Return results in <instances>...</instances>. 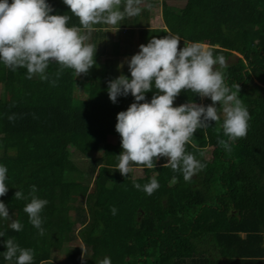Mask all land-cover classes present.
Segmentation results:
<instances>
[{"label": "trees", "instance_id": "trees-1", "mask_svg": "<svg viewBox=\"0 0 264 264\" xmlns=\"http://www.w3.org/2000/svg\"><path fill=\"white\" fill-rule=\"evenodd\" d=\"M47 2L52 14H67L69 26H79L63 0ZM162 16L165 28L138 29L134 52L153 36L172 34L180 37L181 48L184 41L201 42L225 61L237 54L216 67L229 87L240 84V99L250 113L246 138L232 144L228 154L213 138L218 128L219 137H227L212 122L193 136L197 147L212 148L209 158L206 151L201 157L186 146L206 165L190 181L164 168V158L152 169L132 165L142 167L140 176H123L117 170L123 149L115 126L118 113L135 100L131 94L117 103L110 100L108 81L116 78H93L82 95L74 70L65 69L57 79L55 62L47 69L48 81L38 75L27 79L25 68L13 71L0 62V80L14 87L11 98L7 91L0 97V164L8 168L9 189L0 201L10 215L0 218V264H16L3 255L8 238L34 250L33 264H58L54 251L69 243L66 264H98L104 257L112 264H218L222 256L230 264H264V0H187L181 7L164 0ZM139 20L134 16L124 24L133 30ZM154 91L146 93L149 102ZM203 100L182 91L174 106L212 103ZM114 135L117 141H110ZM72 148L86 156L96 153L87 169L73 161ZM153 177L160 187L152 195L133 187ZM32 185L48 200L41 213L43 235L23 211ZM18 190L28 199L15 200ZM16 220L22 231L10 228Z\"/></svg>", "mask_w": 264, "mask_h": 264}, {"label": "clouds", "instance_id": "clouds-1", "mask_svg": "<svg viewBox=\"0 0 264 264\" xmlns=\"http://www.w3.org/2000/svg\"><path fill=\"white\" fill-rule=\"evenodd\" d=\"M63 3L78 18L79 26H69L71 17L67 14H52L54 9L47 0H0V62L5 67L13 71L25 68L27 79L38 75L42 81L49 80L47 69L53 62L59 65L55 73L57 79L65 69L74 70L77 77L87 74L96 64L97 46L89 43L91 34L98 30L94 26H116L125 17L140 15L143 0H63ZM180 44L178 35L153 36L126 59L131 78L121 74L108 81V95L113 103H117L118 97L129 94L135 100L117 115L115 130L121 137L123 149L117 156V170L121 175L127 176L132 165L152 169L157 161L165 158L164 168L181 172L184 180L190 181L206 166L186 147L191 144L204 156L206 150L193 143L198 129H207L212 122L219 124L227 139L219 137L218 128L217 142L228 154L232 144L248 134L250 113L240 99V84L229 87L225 73L216 67L226 66L224 56H214L213 50L201 42L184 41L182 48ZM56 82V79L51 80L53 86ZM153 91L149 102L146 93ZM182 91L194 93L201 99L210 98L212 103L189 101L174 106ZM8 119L14 121L15 114ZM7 174L8 168L0 164V197L9 190ZM133 187L150 196L160 185L153 177L143 186L134 182ZM36 192V186L32 185L30 202L23 211L31 225L43 235L41 213L48 200L38 197ZM14 198L28 199L19 190ZM111 211L115 215L117 210L112 207ZM0 218H10L3 201H0ZM9 226L17 232L23 229L18 220ZM5 244V260L15 258L16 264H33V249L20 247L14 238H8ZM98 264H112V261L104 257Z\"/></svg>", "mask_w": 264, "mask_h": 264}, {"label": "crops", "instance_id": "crops-1", "mask_svg": "<svg viewBox=\"0 0 264 264\" xmlns=\"http://www.w3.org/2000/svg\"><path fill=\"white\" fill-rule=\"evenodd\" d=\"M154 1L155 5L151 4V2ZM158 0H143V3L140 5L142 8V12L139 16V26H136L133 28V30H130V28L126 27V24H124V21L130 20L134 17H125L124 20L120 22V24L116 26H106V25H95L94 27L97 28V31H94L91 34V39L89 43H92L97 46L96 55L98 56H106V52L108 51V48H112L110 56H114V48H119L120 55L115 56H122V57H128V59L131 58L134 54V48L135 43L139 41L140 32L138 29H149L148 31L154 29V28H165V23L162 16V6H161V15L154 14V9L158 7L159 3ZM162 4V0H161ZM121 10H123V5L121 6ZM160 24V26H158ZM156 25V26H155ZM165 26V27H164ZM128 29V32L126 31ZM132 31V32H131ZM135 31V32H134ZM143 36V35H142ZM95 55V56H96ZM108 57L105 58V62H108ZM1 65L2 62H1ZM118 66H115L117 68ZM125 69L121 70V68H117L120 70L119 76L121 74L126 75L128 77H131L128 64L124 67ZM107 69V68H106ZM106 76H110L113 78H118L119 76H113L114 74H109L106 71ZM10 86H6L3 80H0V97L3 96L4 91H7L8 98H11L9 96L10 94ZM264 236V235H263ZM263 246H264V240H263ZM218 264H230L228 258L226 259L224 256H222V259L219 261Z\"/></svg>", "mask_w": 264, "mask_h": 264}, {"label": "rangeland", "instance_id": "rangeland-1", "mask_svg": "<svg viewBox=\"0 0 264 264\" xmlns=\"http://www.w3.org/2000/svg\"><path fill=\"white\" fill-rule=\"evenodd\" d=\"M162 1H164V0H162ZM167 1L170 2L171 4H174L177 7H181V6L185 5L187 0H167ZM157 2L159 3V5L153 11L154 14L156 15V17L158 15H161L160 9L162 6L161 0H158ZM158 26H160V24H158ZM205 45L208 46L207 44H205ZM111 50H112V48H108V51L106 52L107 53L106 56L103 55V56L99 57L98 56L99 54H97L95 56V61H96L95 66L92 67L87 74H82L78 77L76 76V78H77L76 85L78 86L79 93H81L82 95H84V93H87V87H88L89 81L93 78H96V77H98V78L103 77L106 74V71L109 74H114L113 76H119L118 74L120 73V70L117 68H121L120 65L123 64V67L121 68V70L125 69L124 67L127 64L125 61H126V59H128V57L115 56V55L110 56V55H112ZM236 55L237 54L230 56L229 59L226 61L231 62V61L235 60ZM106 57H108L107 58L108 62H105ZM115 66H118V67L115 68ZM13 88H14L13 86L10 87L11 92H12ZM204 100L206 101V98H204ZM201 104H203V102ZM217 106H219V105H217ZM117 138L118 137L114 135V136H110L109 140L115 142V141H117ZM213 138L215 141H217V137H213ZM211 152H212L211 147L206 149V157L207 158H209L211 156ZM94 155H96V153H92L91 155L86 156V155L81 154L79 151H77L74 148L71 149V157H72L73 161L81 169H87L88 168V166L90 165L91 160H92ZM165 161H167V160L165 159ZM142 174H143L142 167L132 166V171L127 176H130V175L140 176ZM72 215L74 216V213ZM79 243H80L79 241H76L74 244H79ZM72 245H73V243H69V244H66L62 249L55 250L54 254H53V260L55 262H57L58 264L69 263V261H71V259H70L71 257L69 256V248L72 247ZM81 264H84V261H81Z\"/></svg>", "mask_w": 264, "mask_h": 264}]
</instances>
